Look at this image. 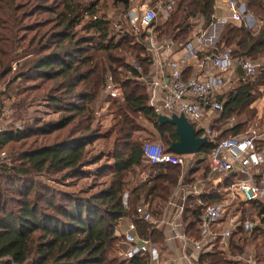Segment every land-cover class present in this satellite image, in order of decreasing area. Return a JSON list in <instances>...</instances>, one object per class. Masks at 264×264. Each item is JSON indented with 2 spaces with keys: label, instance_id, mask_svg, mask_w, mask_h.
I'll use <instances>...</instances> for the list:
<instances>
[{
  "label": "trees",
  "instance_id": "16d2710c",
  "mask_svg": "<svg viewBox=\"0 0 264 264\" xmlns=\"http://www.w3.org/2000/svg\"><path fill=\"white\" fill-rule=\"evenodd\" d=\"M159 1L150 0L157 12L170 0L163 5L155 3ZM238 1L248 14L259 19V27L248 28L244 22L224 24L215 47H204L199 57L228 48L234 60L255 61L259 69L255 79L240 78L234 88L217 96L222 109L215 112L218 118L212 120V130L215 123L222 126L250 109L255 91H264V0ZM114 2L126 9L131 5L130 0ZM215 3L216 0H174L167 17L161 14L158 20L156 15L149 26H141L142 30L128 25L129 29L113 33L110 21L98 14L95 1L0 0V81L4 80L3 92L8 99L16 100L12 103L17 112L13 119L24 121L23 125L11 121L0 133V151L6 150L11 160L0 162V264H148L145 254H122V221L134 223L140 238H151L163 245V231L141 220L136 207L146 204L151 216L159 219L181 175L180 165L151 163L143 154L144 142L133 136L139 130V119H144L154 129L153 140L166 151L178 140L174 125L159 123L150 104V87L143 80L153 64L148 49L149 30L157 44L187 43L193 38L191 21L200 18L202 29L207 28ZM45 12L54 15L50 28L35 18ZM30 55L35 57L19 65L20 58ZM136 66L142 68L141 73ZM109 80L118 90L115 96L107 90ZM105 89L106 97L112 99L110 132L114 139L109 162L99 170L111 174L108 183L97 191H67L36 181L35 176L57 184L78 176L85 178L83 168L98 160L87 147L99 138L92 123ZM38 100H44L61 116L48 122L27 117V108ZM241 124L219 131L215 139L244 134L245 123ZM67 128L62 139H46ZM212 145L208 141L197 152L202 154L197 164H205ZM197 168L194 163L187 170L183 185L193 184L189 178ZM138 169L149 173L145 178L133 179ZM204 172L202 177L207 172L206 164ZM207 186L200 189L198 185L197 193L184 196L182 222L187 239L201 238L199 224L205 207L223 198ZM237 204L243 206L237 230L224 241L216 234L218 222L213 223L210 230L215 241L210 239V248L198 252L197 264H241L238 258L249 239L258 249L257 261H263L264 204ZM245 219L253 223L248 235L243 227Z\"/></svg>",
  "mask_w": 264,
  "mask_h": 264
},
{
  "label": "built area",
  "instance_id": "2783aa9c",
  "mask_svg": "<svg viewBox=\"0 0 264 264\" xmlns=\"http://www.w3.org/2000/svg\"><path fill=\"white\" fill-rule=\"evenodd\" d=\"M130 2L133 6L127 10L128 20L133 25L149 26L157 15V10L150 5V0H130ZM219 2L227 14L216 16L214 12L210 25L223 26L230 22L241 23L246 19L244 24L248 28H252L254 22L250 21L251 15L246 12L243 3L238 0H219ZM173 4L174 0H170L166 6L160 8L164 17H167ZM149 33L148 49L152 53V59L158 72L157 80L149 83L150 104L154 106L158 115L183 114L198 131L199 136H206L207 140L213 144L206 155L205 179H199L197 182L209 181L214 185V190L218 195L226 194L220 202L207 205L203 211L199 224L201 238L192 240L194 249L201 251L204 247L210 248L209 243L212 236L210 227L213 223L220 222L224 218L225 211L230 205L235 202L255 201L264 204V148L257 146V140L264 135V130L260 134L252 131L216 140L213 130L206 125L213 113L222 109V101L218 100L217 96L226 89L225 74L236 65L241 69V80L250 81L256 77L259 64L249 59L234 60L228 48L219 49L211 55L200 58L199 53L207 46L206 40H209L208 38L204 39L203 35L198 37L196 45L190 41L182 44V54L178 58L170 59L158 52L157 45L153 41L152 31L149 30ZM209 38L212 39L210 36ZM192 62L197 64L200 72L184 77V68L189 67ZM136 69L140 73L142 72L140 67L136 66ZM143 80L145 81V77ZM156 87L161 89L163 95L161 104H157L155 100L154 89ZM107 90L113 96L118 93L117 88L110 80ZM4 128L5 126H0V133ZM142 151L153 164L168 163L182 166L184 163V155L167 152L159 142H144ZM230 174H235V177L237 175L238 178L234 179L233 177L230 181ZM212 176L217 179V182L211 178ZM185 188L188 189L185 195L198 192L196 183ZM136 212L141 220L151 222L156 228L167 223L165 218H153L146 204H138ZM175 218H179V223L176 220H170V227L175 230L174 236L186 238L184 231L176 232V227H183L182 205L178 207ZM243 221V227L248 235L253 223L249 219ZM239 222L240 220L238 221L236 217L229 218L227 226L221 231L220 236L229 238L234 230H237ZM123 234L125 249L122 254L125 257L141 253L148 256V264H160V251L157 244L151 238H140L134 223L129 222ZM206 240L207 242L203 243ZM186 259L189 264L190 259L188 257Z\"/></svg>",
  "mask_w": 264,
  "mask_h": 264
},
{
  "label": "rangeland",
  "instance_id": "374dc122",
  "mask_svg": "<svg viewBox=\"0 0 264 264\" xmlns=\"http://www.w3.org/2000/svg\"><path fill=\"white\" fill-rule=\"evenodd\" d=\"M81 1L83 3H90L92 1L97 2V8H98V14L99 15H103L104 17H106V19H108L110 21V26L111 29L113 31V33H117L120 32L119 30L124 31L125 29H129V26L135 27V28H141V26L139 27V25H133L129 20H127L126 17V13L127 10L129 8H124L121 4L115 3L114 0H78ZM154 1V0H153ZM167 0H161L159 2H155L157 3H161L162 5L165 4ZM159 5V4H158ZM131 7L133 6L132 4L130 5ZM160 10V9H159ZM216 12V16H221L218 13V10L215 11ZM161 12H157V17L158 20L161 17ZM54 15L48 12H45L43 14H40L39 16H36L35 18L41 19L43 21H45L46 23H48L46 26V28H50L53 24H54ZM34 18V19H35ZM244 22H246V19L243 20ZM250 21L254 22L252 27L253 28H258L260 25L259 19L257 17H253L251 16ZM128 23V24H127ZM192 24V37H194L195 39H198V37H201L203 35V37H207L210 36L212 39L209 38L210 40V47H213L216 43L217 37L219 35V31L221 29L222 26H212L209 25L207 28L202 29V24L203 21L202 19L198 18L195 20L191 21ZM252 24V23H251ZM154 44L157 45V42L153 39ZM215 47V46H214ZM21 53V52H20ZM35 56H28L26 58H20L19 61V65L23 64L24 61L26 60H30L32 58H34ZM131 62L133 63V65H136L135 62H133L131 60ZM17 67L16 63H13V69H15ZM142 71V68H141ZM255 79V77H254ZM237 85V81L235 80H229L228 79V83L226 85V89L225 91H229L232 88H234ZM5 89V83L4 80L0 81V126H8L9 123L11 121H14L15 118L13 119V115H15L16 109L12 106L13 100L12 98H9V95L5 92H3ZM4 93V94H2ZM106 89L102 92V95L100 97V100L97 102V109L95 112V119L92 123V129L96 130L99 134V138L96 139L92 145L88 146L87 148L90 150V155L92 156H96L98 157V160L95 164H91L86 166L84 169V171H86V173L84 174L85 178L82 176H78L76 178H69L67 179L65 182H62V184H57L54 181L55 180H47L46 178L42 177V176H35V180L39 181V182H43V183H47L48 185L54 187L55 189H64L67 191H79V189H91L93 191H97L101 188H103L108 181L111 178V174L110 173H102L100 172L99 169H101L103 166H105V164H107L109 162V156L111 155V146H112V142L114 139V133H111V127L113 124V114H112V109L110 107L111 105V100L110 98L106 97ZM256 97V99L254 100V102L251 104L250 109H246V111L239 115V116H234V124L237 123H243L241 125H245L242 127L243 131L251 133L252 131H254L257 134L262 133V131L264 130V91L262 88L258 89L255 91L254 94ZM27 117H31V118H38L40 119L42 122H48V121H56L61 114L60 113H56L54 110H52L51 108H48L47 104L45 103L44 100H38L36 102H32L31 106L29 108H27ZM218 118V113H213V115L209 118V120L206 122V125H208V127H211L212 123H213V119ZM16 125H23L24 121H20L19 119L15 120ZM15 125V126H16ZM139 125V130L134 132L133 136L135 139L141 141V143L146 142V141H152V142H158L157 140H153L152 135L154 133V129L152 128L151 124L149 122H147L144 119H139L138 122ZM218 123H215L214 126V130H213V134L215 136L219 135V131L225 129V124L220 126ZM212 128V127H211ZM68 128L61 130V131H57L55 132L51 137H47L46 139H49V141H53V140H60L63 137H65V135L67 134ZM244 132V133H245ZM258 140H257V144H258ZM184 163L181 166V175H180V182L178 183V185L174 188V190L172 191L174 194V191L176 189H187L185 188L186 186L183 185V181L185 180L186 176V172L187 170L195 163L196 166H198V168L196 170H194L193 174L190 176L189 179L192 178V180L194 181V183L197 182V180L199 179H205L202 178V176L205 174L204 172V168H205V164L203 163H199L197 164V158L202 157V154L199 153H195V154H187L184 155ZM0 162H5V163H10L11 160H9L8 157V153L6 152V150H1L0 151ZM99 171H98V170ZM149 173L148 171H141L140 170H135V174H134V178L132 176H130L128 174V176H130L129 178H133V179H142L145 178L147 176V174ZM52 177H56V176H52ZM51 178V179H54ZM208 184V183H207ZM185 186V187H183ZM211 186L208 184L207 188L209 189ZM171 197L170 196V201H171ZM174 200V199H172ZM141 204V203H139ZM159 229H161V227H159ZM208 240V239H207ZM206 241H203V243H206ZM211 240L215 241V239L213 240V238H211ZM218 242V241H217ZM259 243V242H257ZM158 248L159 245H157ZM253 247V249L251 248ZM250 251V252H248ZM253 251L255 253H258V249L254 248V244L252 243V240L249 239V242H247V245L244 247V254L248 255H252L250 253H253ZM242 255V256H243ZM264 255V254H263ZM248 259V258H247ZM256 264H263L264 263V256H263V261L259 262L257 261L258 258H256V255L254 257ZM244 260V259H243ZM245 261V260H244Z\"/></svg>",
  "mask_w": 264,
  "mask_h": 264
},
{
  "label": "crops",
  "instance_id": "0c3cea01",
  "mask_svg": "<svg viewBox=\"0 0 264 264\" xmlns=\"http://www.w3.org/2000/svg\"><path fill=\"white\" fill-rule=\"evenodd\" d=\"M215 11L218 10V13L220 15H226L227 12L224 9V7L221 6L219 0H216L215 3ZM216 14V12H215ZM209 39V36H205L204 39ZM197 39H195L194 37L192 38V40L190 42H192L193 44H197ZM207 41V46L206 47H210V40H206ZM157 49L158 52L162 55V56H167L170 57V59H174V58H178L181 54H182V46L178 45V44H173L170 41H164V43L161 44H157ZM151 56L152 53L150 52ZM185 75L186 76H191L194 74H198L200 72L199 67L197 66L196 63L192 62L191 65H189V67H187L185 69ZM242 72L241 69L239 67H237L236 65L234 66V68L228 72L227 74H225L226 79H227V83H228V79L229 80H235L238 82V80L241 78ZM158 77V72H157V68L155 66V63L153 62V64L150 67L149 73L148 75L145 77V83H147L149 85V83L154 82L155 80H157ZM154 94H155V100L157 104H161L162 103V92L161 89H159L158 87H156L154 89ZM234 122V117H231L227 123H225V129H229L231 127H233L235 124L232 123ZM258 144L257 146L259 148H264V135L261 136L258 139ZM205 164H206V160H205ZM238 178V176L235 174H230L229 175V179H231L230 181H232V179ZM213 179H215L213 176L211 177ZM215 181L217 182V179H215ZM211 186V189L214 190V185L209 182V181H204V182H196L197 184V188L199 189H204L206 187V185L208 184ZM199 185V187H198ZM188 189H176L174 191V194H172L171 197V203H170V199L168 200V202L166 203V205L163 207L162 211L159 214V217L157 218H165V221L167 223H165L161 227L160 230L163 231L164 233V244L160 245L159 247V251H160V264H187V259L186 257H188L190 259V263L192 264H197L196 263V257L199 251H196L193 247L192 244V240L190 239H186L183 237H176L174 236L173 232H175V230H173L170 227V220H176L177 223H179V218H175L176 217V213L178 211V207L180 205L183 204V200H184V196H185V192ZM216 192V191H215ZM184 194V195H183ZM224 197L226 196V194L224 193L223 195ZM174 199V200H172ZM238 202L233 203L232 205H230L226 211H225V215L224 218L218 222L219 224V230L216 234L221 235V231L227 226V222L228 219L231 217H236L239 221V219H241V209L243 208V206L241 204H237ZM247 204V203H246ZM129 222L128 220H123L122 221V229L125 231L127 229ZM158 227V228H159ZM184 231V228L182 227H176V232H180V231ZM235 231V230H234ZM212 232V229H211ZM214 233L212 232V236L214 237ZM227 238H223V240L225 241ZM253 249V247H251ZM250 252V251H248ZM244 253V252H243ZM252 255H246V254H242L238 260H240L241 264H256L255 262V252L253 251V253H250ZM248 258V259H247ZM245 261H244V260ZM189 263V264H190ZM264 264V263H263Z\"/></svg>",
  "mask_w": 264,
  "mask_h": 264
},
{
  "label": "water",
  "instance_id": "95a60500",
  "mask_svg": "<svg viewBox=\"0 0 264 264\" xmlns=\"http://www.w3.org/2000/svg\"><path fill=\"white\" fill-rule=\"evenodd\" d=\"M157 119L161 124L170 123L174 125L178 135V140L168 146L167 152L178 155L195 154L208 143L207 137L199 136L198 131L194 129L183 114H159Z\"/></svg>",
  "mask_w": 264,
  "mask_h": 264
}]
</instances>
